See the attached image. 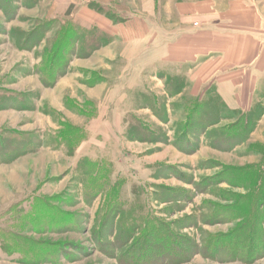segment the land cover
<instances>
[{
  "label": "rangeland",
  "instance_id": "374dc122",
  "mask_svg": "<svg viewBox=\"0 0 264 264\" xmlns=\"http://www.w3.org/2000/svg\"><path fill=\"white\" fill-rule=\"evenodd\" d=\"M182 1L0 0V264H264V78L172 66Z\"/></svg>",
  "mask_w": 264,
  "mask_h": 264
},
{
  "label": "crops",
  "instance_id": "0c3cea01",
  "mask_svg": "<svg viewBox=\"0 0 264 264\" xmlns=\"http://www.w3.org/2000/svg\"><path fill=\"white\" fill-rule=\"evenodd\" d=\"M176 7L184 22L170 39L180 57L172 66L186 67L194 79L216 77L235 102L238 92H251L253 79L264 78V0H185ZM208 64L214 70L206 75Z\"/></svg>",
  "mask_w": 264,
  "mask_h": 264
}]
</instances>
